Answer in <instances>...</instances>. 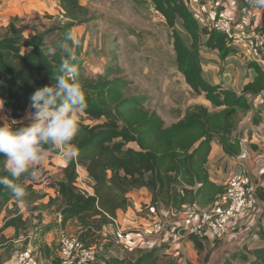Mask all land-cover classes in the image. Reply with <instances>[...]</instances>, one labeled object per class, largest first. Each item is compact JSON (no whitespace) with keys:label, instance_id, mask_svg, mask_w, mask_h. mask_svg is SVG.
I'll return each instance as SVG.
<instances>
[{"label":"trees","instance_id":"trees-1","mask_svg":"<svg viewBox=\"0 0 264 264\" xmlns=\"http://www.w3.org/2000/svg\"><path fill=\"white\" fill-rule=\"evenodd\" d=\"M66 25L62 29L67 49L62 45L49 54L39 47V39H23L22 28L10 19L0 33V100L11 118L19 121L30 106V96L39 88L55 83L63 59L77 66L86 108L83 115L97 122L93 125L78 122V132L72 143L78 154L65 161L62 180H54L58 187L55 198L36 191L27 182V174L13 181L26 192L22 200L15 199L10 189L0 185V215H13L4 221L0 235V264L11 250L2 232L10 227L17 230L24 223L17 204L30 207L48 198L45 205L34 209L57 206L60 226L76 221L88 237L97 238L102 228L118 213L130 208V193L145 189L150 210L160 209L184 213L189 208L202 210L212 205L224 191V186L210 180L208 157L211 145L217 141L227 157L241 153L235 132L243 117L251 110L248 97L264 92V71L254 61H246L252 80L240 93L220 84L212 85L204 78L200 51H217L222 59L230 54L240 55L226 35L201 25L188 9L189 0H147L158 13L171 35L177 71L185 84L196 95H203L211 109L202 105L189 106L178 120L165 125L162 118L146 107L147 97L130 92V82L115 76L112 65L92 79L84 73L80 55L81 43L73 47L69 30L95 20L78 0H56ZM25 49V52L22 51ZM27 50V51H26ZM252 122L257 120L253 117ZM24 122L17 125L23 126ZM49 153H57L54 145H45ZM4 159L0 154V161ZM77 166L83 167L89 179L91 194L75 187ZM31 171H34L30 167ZM0 175L7 176L0 162ZM12 179L10 176L8 177ZM256 198L264 201V189H255ZM11 206V210H9ZM81 241L86 244L82 239ZM197 252L202 254L204 243L192 234L186 236ZM216 241V239H213ZM165 242L155 245L134 261L108 258L107 264H159ZM207 258V257H206ZM167 264H176L171 259ZM223 264H264V245L249 247L244 244L232 251Z\"/></svg>","mask_w":264,"mask_h":264},{"label":"rangeland","instance_id":"rangeland-1","mask_svg":"<svg viewBox=\"0 0 264 264\" xmlns=\"http://www.w3.org/2000/svg\"><path fill=\"white\" fill-rule=\"evenodd\" d=\"M78 2L88 9L90 16L95 17V20L69 30L73 47L78 43L82 45L80 55L84 61L86 76L96 79L104 73L107 66L112 65L115 76L124 77L130 82L131 93L147 97L146 107L155 111L165 125L175 122L190 105H197L195 103L202 99L190 90L177 71L170 30L166 28L161 16L153 11L149 3L144 0H78ZM14 17L19 19L16 24L22 28L23 39L30 40L36 37L39 39V47L44 48L46 52L49 48L56 49L60 45L64 50L67 49L68 43L61 33L67 22L53 4L50 12L34 10L29 14L22 13ZM10 19L4 21L5 19L0 16V33ZM22 51L25 52V49ZM29 110L28 106L24 115ZM22 122L28 123L26 120ZM78 122L88 125L97 123L81 112L78 113ZM54 147L57 153L49 154L48 158L54 159L57 163L60 158L55 156H59L61 149L58 145ZM44 163H47V159ZM44 169L46 168L42 167L40 171L43 172ZM40 171H37L38 176ZM52 174L50 179L52 183L54 180L63 179L61 171L54 170ZM139 191H134L129 196L130 210L125 212L128 216L127 222L134 223L128 225L131 229L127 231L123 244L115 245L112 236L107 233L105 236L98 235L95 239L88 237L85 240V232H82L80 228L62 235L77 236L94 247L99 253L94 264H107L108 258L134 261L139 255L157 245V242L160 244L162 241L159 239L156 242L157 238H144L139 235L138 230L154 219L169 221L175 219L166 212L167 210L160 209L159 212L150 210L146 204H143L149 201V194ZM54 210L58 212L57 206H54ZM196 211L189 208L179 216ZM57 226L59 225L55 224L54 228ZM29 228L28 225L26 230ZM103 241L106 242L102 243ZM180 242L182 241L168 240L163 244L166 249L161 252L159 264H167L171 259H175L176 264H223L232 251L244 245L243 243L228 245L222 240L205 239L203 240L204 251L199 255L187 241L182 246L173 247ZM187 243L191 244L189 249ZM54 244L53 250L56 253L58 246ZM245 244L249 247L251 245L246 242ZM7 245H11L10 252L19 253L23 250V248L13 249L9 239ZM56 263L59 264L58 259Z\"/></svg>","mask_w":264,"mask_h":264},{"label":"crops","instance_id":"crops-1","mask_svg":"<svg viewBox=\"0 0 264 264\" xmlns=\"http://www.w3.org/2000/svg\"><path fill=\"white\" fill-rule=\"evenodd\" d=\"M144 1L149 3L147 0ZM214 1L216 5L215 16L229 18L236 30L243 28H264V9H253L249 4V0ZM207 3L208 0H189L187 3L188 9L198 22L204 26H207L203 23L205 14L208 12ZM52 4L58 11L60 10L56 0H5L0 3V16L5 19L4 21H8L11 16H19L22 13L29 14L34 10L38 12L47 10L50 12ZM200 58L203 75L207 82L212 85L220 84L224 88H230L234 92L240 93L243 86L252 80L251 72L245 67L246 61L251 60L256 62L264 71V43L262 49L256 50L254 54L246 55V57L230 54L225 59H222L217 51L202 48ZM198 96L202 99L195 104L210 109L211 106L204 99V96ZM248 98L252 108L243 117L235 132V135L240 141L241 152L245 151L248 154L247 159L239 164L237 162L239 155L237 157H227L221 150L218 142L214 141L211 145V152L207 162L208 173L213 183L224 186L232 176L244 171L255 189L259 187L264 189V92L255 97L250 96ZM0 117H8V115L3 110H0ZM253 117L257 120L255 124L252 122ZM49 154L51 153L46 151L45 158L30 167L38 172L42 167L46 168L43 172L40 171V175L35 180L33 189L42 191L48 197L55 198L58 195V187L50 179L53 176L52 173L54 170L55 172L62 171L65 167V162L59 156H55L60 158L57 160V163L54 162V159L48 160ZM45 159H47V163H44ZM77 171L80 175L87 176L83 167H78ZM27 183L32 184L30 180ZM139 192L146 193L147 191L141 189ZM147 194L149 193L147 192ZM47 200L48 198L38 204L45 205ZM145 203L146 201L143 202V204ZM38 204L27 207L22 203H18L19 214L24 224L17 230L13 227L7 228L2 232V235L13 244V249L23 248L22 251L30 249L33 259L38 264H57L58 249L54 253V243L58 246V241L63 236L62 234H68L73 230H77L79 226L76 221H71L62 228L58 222L60 214L54 210V206L34 209ZM191 209L193 211L196 210L194 208ZM9 210H11V206H9ZM11 216L13 215L9 216L3 212L0 215V220L4 222ZM55 224L59 226L54 228ZM28 225L30 228L26 230ZM228 227V234L222 239L224 243L227 242L228 245H231L238 243L245 244L246 242L251 244V248L264 245V201L256 198L254 208L247 214L230 221ZM106 233L109 234V231L107 227H103L101 232L97 233V236H105ZM58 236L60 237L57 238ZM207 239L213 240V237L209 234ZM105 242L103 241L102 243ZM185 242L177 243L173 247L182 246ZM186 245L188 249L191 246L190 243ZM1 251L3 250H0V253ZM16 255L17 252L15 251L4 255L2 264H18Z\"/></svg>","mask_w":264,"mask_h":264},{"label":"built area","instance_id":"built-area-1","mask_svg":"<svg viewBox=\"0 0 264 264\" xmlns=\"http://www.w3.org/2000/svg\"><path fill=\"white\" fill-rule=\"evenodd\" d=\"M3 0H0V2ZM208 12L205 14L203 23L226 35L230 40L231 46L239 51L242 57L254 54V51L262 49L264 43V28H243L236 30L231 20L224 16H215L216 5L214 0H208ZM30 107V106H29ZM8 115L9 122L12 120L11 113L4 107L2 109ZM25 115L23 116V118ZM21 121V120H19ZM248 157L247 152H241L237 157V162L241 164ZM50 160V158L48 159ZM76 168L77 179L75 187L84 193L91 194V187L87 176H82ZM30 184L32 187L38 178L36 170L33 171ZM88 181V182H86ZM256 201L255 188L253 187L246 172L241 171L239 174L232 176L224 185L223 193L218 196L217 200L205 209L197 210L190 214L173 210L166 211L170 213L171 221L154 219L142 226L138 230L139 235L144 238H157L156 242L186 241V236L192 234L194 237L203 241L209 234L216 240H222L228 234L230 221H233L254 208ZM164 211V209H163ZM127 212H121L115 218H109L107 227L109 234L112 236L115 245L124 243L126 233L131 228L127 222ZM61 217H58L60 223ZM4 222L0 220V235ZM158 244V242H157ZM99 257L94 247L85 245L81 239L73 235H63L58 241V259L59 264H94ZM16 260L18 264H38L32 257V251L26 249L17 253Z\"/></svg>","mask_w":264,"mask_h":264},{"label":"clouds","instance_id":"clouds-1","mask_svg":"<svg viewBox=\"0 0 264 264\" xmlns=\"http://www.w3.org/2000/svg\"><path fill=\"white\" fill-rule=\"evenodd\" d=\"M249 4L253 9H264V0H249ZM67 38H72L71 33ZM54 51L53 48L48 49L49 54ZM59 73L55 83L37 89L30 96V110L23 118L28 123L17 127L22 121L12 119L9 122L8 117H0V154L4 157L0 162L8 174L0 175V185L10 189L17 200H22L26 192L21 184L13 181L35 174L30 166L45 158V145L60 146L58 154L65 161L78 154V148L72 141L78 132V113L87 106L86 98L74 63L63 59ZM3 105L0 100V110Z\"/></svg>","mask_w":264,"mask_h":264}]
</instances>
